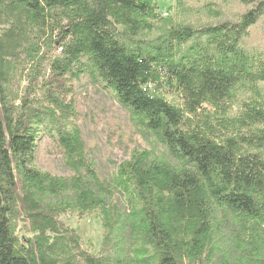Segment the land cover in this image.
Returning <instances> with one entry per match:
<instances>
[{"label": "trees", "instance_id": "obj_1", "mask_svg": "<svg viewBox=\"0 0 264 264\" xmlns=\"http://www.w3.org/2000/svg\"><path fill=\"white\" fill-rule=\"evenodd\" d=\"M237 1L246 8L238 20L147 42L139 37L160 18L156 0H84V15L57 13L37 52L31 30L41 17L26 0H0V264H264V59L242 45L264 20V0ZM83 76L180 166L138 153L113 186L102 183L74 123L68 83ZM159 84L182 105L153 94ZM240 91L250 95L233 114ZM43 131L56 136L71 180L36 168ZM94 210L105 230L97 255L59 220Z\"/></svg>", "mask_w": 264, "mask_h": 264}, {"label": "rangeland", "instance_id": "obj_2", "mask_svg": "<svg viewBox=\"0 0 264 264\" xmlns=\"http://www.w3.org/2000/svg\"><path fill=\"white\" fill-rule=\"evenodd\" d=\"M26 1L28 10L41 17L40 23L31 30L37 52H44L46 49V43L52 35L53 21L60 10L72 15H84L88 10L84 0ZM156 3V13L160 18L151 22L150 32H145L139 37L142 41H154L174 27L197 28L217 24L220 21H235L246 12L245 6L237 0H156ZM242 45L248 51L260 53L264 59V20L250 29ZM28 86L29 80L22 78L17 81L16 92L23 96ZM68 86L73 90L71 97L74 99L77 112L74 123L81 132L88 160L102 183L113 186L119 168L131 161L134 154L138 153L148 152L153 161L168 162L174 167L180 166L169 156L164 147L143 134L127 110L109 90L93 86L87 76H83L80 81L69 82ZM259 86L264 91V82ZM151 91L155 95L163 96L174 105H182V100L165 84L154 86ZM249 95L246 92H238L233 114ZM35 166L39 171L53 177L71 180L75 176L65 164L56 136L45 131L41 132L37 141ZM112 201L123 209L129 207L127 197L118 192L115 193ZM59 220L76 232L90 253L97 255L100 252L105 230L99 210L87 213L68 211L60 215ZM20 227V236H31L23 225ZM215 241L222 253L230 248L228 241H224L220 235H217ZM206 264H223V262L217 256Z\"/></svg>", "mask_w": 264, "mask_h": 264}]
</instances>
